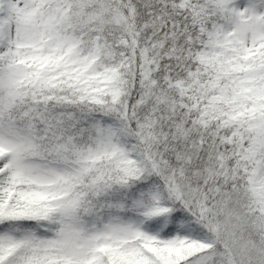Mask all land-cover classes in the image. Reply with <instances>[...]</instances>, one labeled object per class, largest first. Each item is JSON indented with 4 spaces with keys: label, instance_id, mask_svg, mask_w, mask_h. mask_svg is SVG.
Segmentation results:
<instances>
[{
    "label": "snow or ice",
    "instance_id": "6c2138e0",
    "mask_svg": "<svg viewBox=\"0 0 264 264\" xmlns=\"http://www.w3.org/2000/svg\"><path fill=\"white\" fill-rule=\"evenodd\" d=\"M0 264H264V0H0Z\"/></svg>",
    "mask_w": 264,
    "mask_h": 264
}]
</instances>
